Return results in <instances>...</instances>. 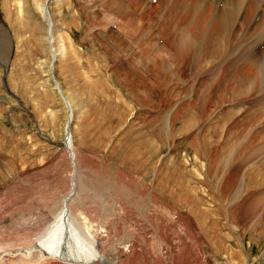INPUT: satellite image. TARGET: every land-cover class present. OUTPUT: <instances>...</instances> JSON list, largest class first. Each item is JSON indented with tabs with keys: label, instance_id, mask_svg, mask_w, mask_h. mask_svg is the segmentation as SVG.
<instances>
[{
	"label": "rangeland",
	"instance_id": "rangeland-1",
	"mask_svg": "<svg viewBox=\"0 0 264 264\" xmlns=\"http://www.w3.org/2000/svg\"><path fill=\"white\" fill-rule=\"evenodd\" d=\"M36 1L52 16L47 33L51 30L56 37L51 43L58 57L53 77L63 96L46 73L52 56L44 40L48 24ZM172 1L0 0V248L30 246L42 233L36 217L42 222L52 204L71 193L72 228L80 235L85 226L76 215L87 216L92 226L84 224L92 234L97 232L110 264H264V215L260 219L246 212L242 202L247 194L231 203V195L233 200L239 196L235 190L241 194L247 179L241 172L237 188L223 201L218 192L229 182L227 171L234 165L227 161L225 175H214L216 167L211 171L216 146L211 124L221 111L215 113L212 102L211 115L203 121L195 116L205 103L201 90L218 75L212 70L215 62L199 76L186 70L182 80L167 79L164 70L153 67L149 80L131 81L126 74L144 62L137 54L143 48L149 51V62L162 59L179 73L174 66L187 52L182 53L176 33L163 34L170 16H176L174 1L179 0ZM203 3L186 1L193 9L179 23L191 24L206 7ZM223 9L232 13L228 6ZM215 10L213 17L220 6ZM12 16L22 28L20 23L10 26ZM205 17L201 39L209 34L212 19L209 13ZM126 31L134 33L129 35L133 44H141L122 55L125 47L117 51L114 36ZM146 31L151 38L143 45ZM247 39L236 38L237 47ZM139 69L137 75L142 76ZM64 97L73 104L70 141L75 169L66 150L48 141L63 140ZM237 144L232 140L223 150L230 145L236 149ZM222 158H227L226 152ZM48 240L42 241L45 250ZM81 246L86 252V245Z\"/></svg>",
	"mask_w": 264,
	"mask_h": 264
},
{
	"label": "bare ground",
	"instance_id": "bare-ground-1",
	"mask_svg": "<svg viewBox=\"0 0 264 264\" xmlns=\"http://www.w3.org/2000/svg\"><path fill=\"white\" fill-rule=\"evenodd\" d=\"M162 1L164 2V0ZM186 1L188 0H179L178 4H176L174 1V4L176 5L175 10L173 7H171L173 9L170 8L171 10H174V13L177 17L182 16L183 14L186 15V12H188L189 10L192 11L193 7L184 4ZM203 1L204 3H206V5L204 3L202 5H205L206 7L203 11L200 12L201 15L195 18L191 24L184 26V24L181 25L179 23L180 20H185L187 16L184 19L183 16L180 18H176V16L172 17V15L170 16V19L172 18V20L169 19L170 21L165 31H163V34H165V32L176 33L177 43L181 47L183 51L182 53H184L185 51L187 52V54L185 53L186 56L183 57L182 60L179 61L176 66H174V69L180 68L178 74L172 70V67L169 64H166L167 62H163L162 59H159L158 62H149V51L145 48H143V52L139 51V53H137L139 54L138 58L143 59L144 62L141 61L140 65L137 66V68H129L128 72L125 73L129 77H131V81L137 82V80H149V77L151 76L150 68L153 67L155 68V70H164L163 75H165L167 79H170L171 76H174L175 80H180L182 77H184L183 73H185L186 70H190L191 76H199L201 72L204 71L205 73V69L207 67L214 66L212 62H215L216 67H213L212 70H217L216 73H218V75L213 76V78L208 81V84L205 83V87L201 90V96L205 99V103L201 110L198 109L197 113L195 111V116H198L196 118H200L199 120L203 118V121L209 113L211 115V113L213 112H210L212 110L210 106L211 103H216L217 108H213L214 112L216 113L217 111H221V113L220 115L216 116L217 118L216 121H214L215 123H213L214 125L211 124V126L213 127V133L207 130L208 133H212V135L216 139L214 158L211 160L212 164L210 165L213 169H211V171H214V168L216 167L214 175H225L226 169L230 166V163L227 164V161H231V163H233L234 165L232 166V169L227 171L230 180L229 182H226V185H222L221 190L218 192V195L220 196L219 198L224 201L227 195H231L230 192H233V190H235L238 186L239 174L243 172L244 181L247 179V182L245 181L246 185L243 190H241V194L238 193V190H235L236 192L234 193V195L239 196H237L233 200V195H231V203H233V201H236V199H238L239 197H242L244 194H247V196H245L244 202L241 201L244 205L246 203V212L248 211V213L251 215L254 212V214L259 215L260 218L264 215V0ZM163 2H161L160 4L164 5ZM190 2L192 4V1ZM170 5H172L171 2ZM223 5L228 6L230 9H232V13L226 12L223 9ZM218 6H220L219 14L216 16L214 15L213 17V13L216 11L215 9ZM35 7L44 19V22L46 21L47 24H49L50 26L51 21H49V19L52 16L50 13H48L46 5L44 3L37 2L35 3ZM168 8L166 7V9ZM166 11L167 10H165L163 13H165ZM208 13L211 14L213 21L211 19L210 29L208 28L209 32H207L206 30V32L209 34L205 35L201 39L199 32L202 28L207 26V18L205 17V15H207ZM117 14H119V12ZM17 23H20V26L18 27L22 28L19 18H10V26L17 25ZM47 26L48 25H46V29ZM49 31L50 33H47L46 31V34L44 35V40L47 43H50V45L48 44L49 48L47 49L48 53H51V55L53 56H51L48 61V70L46 71L49 78V82L51 83V77L54 79V62L56 61V59H58V57L56 52L53 51V44L51 43L52 40H54V38L56 37H54V35L52 36L51 30ZM124 35L114 36V39L116 40V46L119 47L117 51L122 46H124L125 51L121 53L122 55H127L131 51V49H133L134 45L138 46V44H141V42L138 40L135 44H133L134 42L132 41V39L129 38V35L135 37L134 33L131 34L126 31L124 32ZM246 36H248V39L245 40L246 43H244L242 47L238 48V44L235 42L236 38ZM124 38L129 41H132V43L129 42V44H126L124 42V40L126 41V39ZM150 38V32L146 31L144 33V36H142L143 45L145 41H149ZM226 42L227 45H229L228 48L226 47ZM124 44L127 46H125ZM239 46H241V44ZM152 51L153 50H151V53ZM229 51L232 53L231 55L228 53ZM222 58L224 59L222 60ZM215 60H218L220 64L218 63V61ZM222 61L223 63L221 64ZM234 62H237V64H235ZM140 67H142L143 69L142 76L137 75V70ZM152 70L154 71V69ZM160 73L161 71H159V74ZM206 73L208 74L209 72ZM206 78L208 79V77ZM53 86L57 89L56 83L53 84ZM251 93L252 95L250 96ZM60 94L61 96L63 95L62 92H60ZM174 96L176 95L174 94ZM243 97L246 99L243 100ZM144 100H146L145 97ZM241 100L244 103H242ZM62 101L66 116L62 125V138L64 139L65 135H67V137L71 136L70 124L73 119L74 111L72 109L73 104L71 105V103L66 98ZM240 105L244 106L242 110L238 108ZM196 107L194 108L196 109ZM224 107H226L227 110H225ZM193 113H190V115ZM240 115H242L241 118L238 117ZM189 125L191 124L189 123ZM196 126L197 125H195L194 127ZM260 127L263 128V130ZM225 137L227 138L226 144L222 142ZM203 139L204 138H202V140ZM65 140L69 141L68 139ZM232 140L234 142H238L236 149H238L239 151H237L236 153V149L232 145L228 146L223 150V148L226 147V145ZM71 143L72 142L70 141L68 144L71 148L70 153L73 154V148ZM66 152L72 163L74 161L75 155L72 159V155H70L67 150ZM224 152L227 153L226 159L222 158V153ZM254 161L262 162L254 163ZM74 166L75 163H72L73 169H75ZM71 186L74 187L75 185L71 184ZM72 199L73 195H71L70 193L59 204H56V206L52 204L51 210L47 211L49 213V216L45 217L42 222L38 219L39 217H36L35 225L38 227V233H42L38 234L33 239V242L30 246L20 247L17 249H14L12 247L0 248V264H50L54 262H56V264H110L108 263V260L104 258V254L101 251L102 242L98 241L96 237L98 236L97 232L92 234L94 230H90V227L87 226H92V224L87 220V216L85 217V215L82 213L76 215L78 218L81 219L80 224L85 226V228H82L81 226L80 235H78V233L72 228L70 224L72 220L70 211ZM261 204L263 205V208L261 211H259L256 208H259ZM237 205L239 207L242 206L241 203H237ZM75 208L80 210V207L78 205ZM84 223H86L87 225H85ZM52 228H54L53 234ZM77 236H79V242L76 240ZM44 238L49 239L46 244L49 247L47 246L48 248H46V250L41 247L43 246L42 241ZM81 245H86V252H83ZM33 248H37L39 250L35 251L33 250ZM57 255L61 258L65 257L68 259L62 258V260L59 261ZM44 256H46V258H43Z\"/></svg>",
	"mask_w": 264,
	"mask_h": 264
}]
</instances>
